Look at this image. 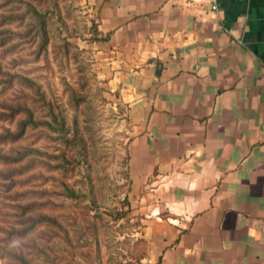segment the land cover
<instances>
[{"label":"crops","instance_id":"1","mask_svg":"<svg viewBox=\"0 0 264 264\" xmlns=\"http://www.w3.org/2000/svg\"><path fill=\"white\" fill-rule=\"evenodd\" d=\"M80 2L126 122L136 263L264 264V0Z\"/></svg>","mask_w":264,"mask_h":264},{"label":"rangeland","instance_id":"2","mask_svg":"<svg viewBox=\"0 0 264 264\" xmlns=\"http://www.w3.org/2000/svg\"><path fill=\"white\" fill-rule=\"evenodd\" d=\"M80 1L0 0V264H137L126 122Z\"/></svg>","mask_w":264,"mask_h":264},{"label":"trees","instance_id":"3","mask_svg":"<svg viewBox=\"0 0 264 264\" xmlns=\"http://www.w3.org/2000/svg\"><path fill=\"white\" fill-rule=\"evenodd\" d=\"M37 15H38V13H37ZM39 17H40V19H42L41 21V24L43 25V26H45V21H44V17L43 16H40L39 15ZM44 36V35H43ZM44 44L46 45L47 44V40H46V36H45V38H44ZM44 45V46H45ZM31 83V82H30ZM33 84V83H32ZM34 85V84H33ZM34 123V122H32V121H24V124L22 125V127H24V126H26L28 123ZM34 127H37L38 125H41V124H39V123H35V124H32ZM48 125V127H49V129H52V126L50 125V124H47Z\"/></svg>","mask_w":264,"mask_h":264}]
</instances>
